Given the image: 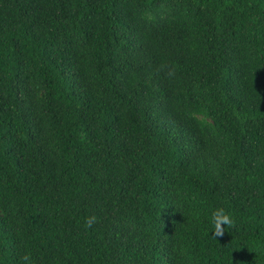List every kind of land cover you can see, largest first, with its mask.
Here are the masks:
<instances>
[{
  "label": "trees",
  "instance_id": "1",
  "mask_svg": "<svg viewBox=\"0 0 264 264\" xmlns=\"http://www.w3.org/2000/svg\"><path fill=\"white\" fill-rule=\"evenodd\" d=\"M25 252L264 264V0H0V264Z\"/></svg>",
  "mask_w": 264,
  "mask_h": 264
},
{
  "label": "clouds",
  "instance_id": "2",
  "mask_svg": "<svg viewBox=\"0 0 264 264\" xmlns=\"http://www.w3.org/2000/svg\"><path fill=\"white\" fill-rule=\"evenodd\" d=\"M163 67V66H162ZM167 76L174 75L173 72H167ZM98 222V218L95 215H91L85 219L86 228H92L94 223ZM210 224L212 225V235L216 237H223L227 229L235 227V219L232 214L226 210L224 207H216L210 215L209 219ZM20 260L22 264H34L32 255L30 252H25Z\"/></svg>",
  "mask_w": 264,
  "mask_h": 264
}]
</instances>
